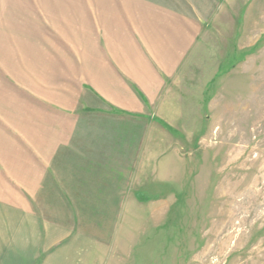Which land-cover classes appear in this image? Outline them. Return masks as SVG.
<instances>
[{
	"label": "rangeland",
	"instance_id": "rangeland-1",
	"mask_svg": "<svg viewBox=\"0 0 264 264\" xmlns=\"http://www.w3.org/2000/svg\"><path fill=\"white\" fill-rule=\"evenodd\" d=\"M61 1L0 0L1 118L23 103L21 92L34 93V75L42 80L33 60L43 63L53 39L43 26L58 31ZM152 1L180 7L199 27L180 70L179 120L174 103L172 126L132 129L148 144L132 143L114 167L88 164L106 173L92 200L75 192L69 202H10L52 232V260L41 253L33 264H264V0Z\"/></svg>",
	"mask_w": 264,
	"mask_h": 264
},
{
	"label": "crops",
	"instance_id": "crops-1",
	"mask_svg": "<svg viewBox=\"0 0 264 264\" xmlns=\"http://www.w3.org/2000/svg\"><path fill=\"white\" fill-rule=\"evenodd\" d=\"M62 2L53 8L58 31L43 26L53 38L44 40L43 63L35 65L38 53L33 60L42 80L34 75V93L21 92L23 103L0 117V170L4 163L8 169L0 172V264H33L41 253L52 260V232L37 231L35 216L10 202H69L75 192L77 201L92 200L105 171L88 164L114 167L132 143L148 144L132 129L150 120L172 126L174 103L179 120L180 70L195 47L196 18L152 0ZM7 174H14L9 182Z\"/></svg>",
	"mask_w": 264,
	"mask_h": 264
}]
</instances>
